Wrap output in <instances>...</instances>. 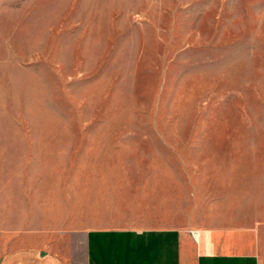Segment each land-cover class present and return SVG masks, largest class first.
Returning a JSON list of instances; mask_svg holds the SVG:
<instances>
[{"label": "rangeland", "instance_id": "rangeland-1", "mask_svg": "<svg viewBox=\"0 0 264 264\" xmlns=\"http://www.w3.org/2000/svg\"><path fill=\"white\" fill-rule=\"evenodd\" d=\"M100 159L168 168L179 214L209 180L264 188V0H0L1 177L69 226Z\"/></svg>", "mask_w": 264, "mask_h": 264}, {"label": "crops", "instance_id": "crops-1", "mask_svg": "<svg viewBox=\"0 0 264 264\" xmlns=\"http://www.w3.org/2000/svg\"><path fill=\"white\" fill-rule=\"evenodd\" d=\"M128 166L91 165L95 176L77 190L69 226L63 202L50 207L43 179L27 197L31 180L0 175V264H264L263 187L227 194L224 180H209L208 189H187L190 204L179 214L168 168L132 184Z\"/></svg>", "mask_w": 264, "mask_h": 264}]
</instances>
